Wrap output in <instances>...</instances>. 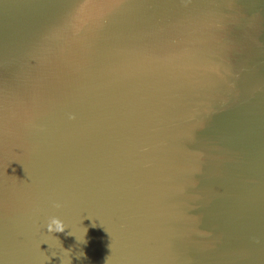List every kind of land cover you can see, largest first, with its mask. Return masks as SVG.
Masks as SVG:
<instances>
[{
  "label": "water",
  "instance_id": "obj_1",
  "mask_svg": "<svg viewBox=\"0 0 264 264\" xmlns=\"http://www.w3.org/2000/svg\"><path fill=\"white\" fill-rule=\"evenodd\" d=\"M61 245L264 264V0H0V262Z\"/></svg>",
  "mask_w": 264,
  "mask_h": 264
},
{
  "label": "clouds",
  "instance_id": "obj_2",
  "mask_svg": "<svg viewBox=\"0 0 264 264\" xmlns=\"http://www.w3.org/2000/svg\"><path fill=\"white\" fill-rule=\"evenodd\" d=\"M54 207L56 208H59L60 207V204L59 203H56L54 204ZM67 228V225L65 224V222L60 219L59 217L57 216H51L48 218L47 222H46V225H45V229H46V232L51 235L53 233H65V229ZM85 233H86V229H85ZM65 235H68V236H73L75 237L76 239H80L81 242L83 243H86V241L82 238H77L76 237V234L74 231H68L65 233ZM45 243H47L45 241ZM110 249H111V244L109 245ZM61 251L63 253V255H59V258H60V264H71V248L69 249H65L62 247L61 245ZM58 254L56 252H53L52 253V256L53 257H56ZM84 252L81 251L78 255H77V258L79 259L81 256H84ZM49 259L48 257H45V260ZM0 264H2V262H0ZM104 264H109V256H107L105 258V262Z\"/></svg>",
  "mask_w": 264,
  "mask_h": 264
}]
</instances>
